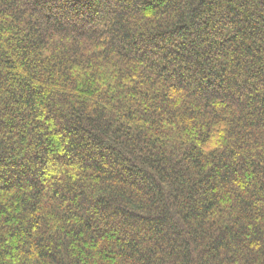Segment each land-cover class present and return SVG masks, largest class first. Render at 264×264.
<instances>
[{
    "label": "trees",
    "instance_id": "trees-1",
    "mask_svg": "<svg viewBox=\"0 0 264 264\" xmlns=\"http://www.w3.org/2000/svg\"><path fill=\"white\" fill-rule=\"evenodd\" d=\"M0 264H264V0H0Z\"/></svg>",
    "mask_w": 264,
    "mask_h": 264
}]
</instances>
